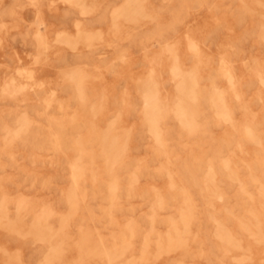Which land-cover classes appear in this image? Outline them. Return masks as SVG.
<instances>
[{
    "label": "rangeland",
    "instance_id": "obj_1",
    "mask_svg": "<svg viewBox=\"0 0 264 264\" xmlns=\"http://www.w3.org/2000/svg\"><path fill=\"white\" fill-rule=\"evenodd\" d=\"M138 263L264 264V0H0V264Z\"/></svg>",
    "mask_w": 264,
    "mask_h": 264
},
{
    "label": "bare ground",
    "instance_id": "obj_2",
    "mask_svg": "<svg viewBox=\"0 0 264 264\" xmlns=\"http://www.w3.org/2000/svg\"><path fill=\"white\" fill-rule=\"evenodd\" d=\"M84 3H85V1H84ZM134 3V2H133ZM92 4H94V3H92ZM95 5V4H94ZM90 6H91V4H90ZM119 6V5H118ZM117 6V7H118ZM121 6V5H120ZM119 6V7H120ZM86 7V6H85ZM91 8H92V6H91ZM116 8V7H115ZM127 8V7H126ZM86 9V8H85ZM125 10V9H124ZM122 11V10H121ZM122 13V12H121ZM120 13V14H121ZM85 14V13H84ZM120 16V15H119ZM119 16H117V17H119ZM140 20V19H139ZM142 20V19H141ZM98 24V23H97ZM117 28V27H116ZM79 30V29H78ZM99 32H101V31H99ZM61 33V32H60ZM68 33V32H67ZM95 33V32H94ZM74 36V35H73ZM37 38H38V36H37ZM43 38V37H42ZM71 40V39H70ZM78 41V40H77ZM72 42V41H71ZM39 48H37V50H38ZM48 49V48H47ZM38 56V55H37ZM178 56V55H177ZM250 63V62H249ZM206 64V63H205ZM137 70V69H136ZM18 71V70H17ZM24 71H26V70H24ZM21 73V72H20ZM27 73V72H26ZM176 73H179V71L178 70H176ZM185 73V72H184ZM22 74V73H21ZM228 74V73H227ZM68 75V74H67ZM210 78V77H209ZM15 79V78H14ZM29 79H31V78H29ZM12 81V80H11ZM14 81V80H13ZM7 83H9V82H7ZM25 84H27V82L25 83ZM155 84H156V82H155ZM20 85V84H19ZM23 86V85H22ZM196 86V85H195ZM141 87V86H140ZM21 88V87H20ZM183 88H185V87H183ZM194 86L192 87V93H194ZM217 88V87H216ZM8 89H9V87H8ZM11 89V88H10ZM15 89V88H14ZM22 89V88H21ZM236 90V89H235ZM16 91V90H15ZM7 92V91H6ZM13 95H15V94H13ZM50 97V96H49ZM196 100V99H195ZM45 102V101H44ZM158 98H157V96H156V94L154 93V92H150V93H147V95H146V107H147V113L149 114V117H150V119L151 120H155L154 119V114H156L155 113V111H156V109L158 108L157 107V105H158ZM63 104V103H62ZM161 106V105H160ZM214 106V105H213ZM216 106V105H215ZM64 107V106H63ZM74 114V113H73ZM144 114V113H143ZM89 122V121H88ZM10 129V128H9ZM164 130V129H163ZM153 132V131H152ZM112 134V133H111ZM260 138V137H259ZM158 140V139H157ZM160 144V143H159ZM250 174V173H249ZM73 175V174H72ZM76 176V175H75ZM80 176V175H79ZM75 180V179H74ZM260 181V180H259ZM74 187V186H73ZM255 187V186H254ZM111 188V187H110ZM73 190V189H72ZM254 190V189H253ZM244 191H246V190H244ZM243 191V192H244ZM252 193V192H251ZM244 196V195H243ZM242 196V197H243ZM241 201V200H240ZM238 205H239V202H238ZM183 210V209H182ZM10 211V210H9ZM228 212V211H227ZM231 212V211H230ZM235 213V212H234ZM38 216V215H37ZM154 216H156V215H154ZM9 218V217H8ZM174 224V223H173ZM63 226V225H62ZM186 226V225H185ZM229 227V226H228ZM18 230V229H17ZM35 235V234H34ZM64 236V235H63ZM87 237V236H86ZM230 239V238H229ZM234 240V239H233ZM260 242V241H259ZM235 244V243H234ZM131 245V244H130ZM242 247V245L240 246V248ZM168 252V251H167ZM240 257V256H239ZM238 257V258H239ZM236 259H237V257H236ZM54 262V261H53ZM139 264V263H138Z\"/></svg>",
    "mask_w": 264,
    "mask_h": 264
}]
</instances>
